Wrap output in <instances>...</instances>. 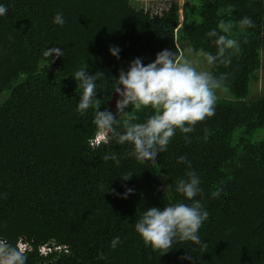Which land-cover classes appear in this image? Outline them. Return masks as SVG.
I'll return each mask as SVG.
<instances>
[{"label": "trees", "instance_id": "obj_1", "mask_svg": "<svg viewBox=\"0 0 264 264\" xmlns=\"http://www.w3.org/2000/svg\"><path fill=\"white\" fill-rule=\"evenodd\" d=\"M199 1L201 20L186 19L192 2L185 0L179 28L190 48L215 55V38L206 34L224 20L233 24L230 36L241 51L228 66L211 65L214 76L227 74L215 115L191 133L177 130L156 163H140L126 155L129 143L89 147L94 109L77 112L82 89L72 75L85 62L88 74L103 72L96 81L101 110L116 113L113 85L121 69L137 57L147 65L164 49L179 55V2L154 12L130 0H0L8 8L0 16V238L29 242L26 264H192L181 259L189 253L195 264H264V94L246 100L263 66L264 0ZM57 13L63 27L53 23ZM244 17L255 27H239ZM110 46L121 49L119 59ZM52 47L64 56H45ZM126 111L137 122L153 114L150 107ZM106 153H116L120 164L104 161ZM180 156L201 179L196 199L210 215L199 235L207 249L184 241L161 255L145 246L135 223L148 207L190 203L176 191L189 170ZM129 173L130 180L120 177ZM126 188L134 193L123 198ZM217 188L223 191L213 197ZM47 244L54 247L42 253ZM100 252L106 259L97 258Z\"/></svg>", "mask_w": 264, "mask_h": 264}, {"label": "clouds", "instance_id": "obj_2", "mask_svg": "<svg viewBox=\"0 0 264 264\" xmlns=\"http://www.w3.org/2000/svg\"><path fill=\"white\" fill-rule=\"evenodd\" d=\"M7 6L0 4V16L6 15ZM63 13L55 14L53 23L65 24ZM181 22V17H180ZM241 28L255 27L250 17H244L238 21ZM217 29L207 32L209 38H215L213 43L217 48L215 55L205 53L208 65L220 63L228 66L231 57L241 51L238 39L232 38L230 33L233 28L231 22L220 20ZM224 33V34H221ZM179 49V45L177 44ZM110 52L119 59L121 49L118 46H110ZM45 56L56 58L64 56L63 50L59 47L47 48ZM87 62L72 76L78 81V87L82 89L77 112L86 113L89 108L94 109L92 123L96 127L95 134L88 140L92 149L107 145L111 140L124 145H133V150L126 153L127 156H134L137 161L144 163L157 162V156L167 150L176 131L183 134L195 130L197 123L215 115V106L218 100L217 90L222 87L227 74L220 77L214 76L206 70H198L193 62L184 58L179 49L177 52L164 49L156 54L154 61L145 65L142 58H135L131 61L127 71L120 70L118 78L115 79L114 92L119 94L120 99L116 102V113L108 108L101 110V99L98 98L96 81L103 72L88 74ZM132 106L137 110L152 108L153 114L145 121L137 122L138 117L126 109ZM205 139L211 135L209 129L205 128ZM186 143H191V138L184 137ZM104 161L112 160L117 165L120 158L116 153L105 154ZM178 163L188 165L186 178L176 181V191L182 194L187 201H177L164 205L161 209L157 206L146 208L140 219L135 223V230L141 235L145 246L151 247L154 252L164 255L173 249L177 242L191 241L207 249V243L203 242L199 230L204 222L208 220L210 213L206 210L201 200L196 199L202 194L201 179L195 170L192 169L191 161L186 156H180ZM133 173L120 176L123 180H130ZM223 191L217 188L212 192L213 197H219ZM114 195H121L115 189L109 191ZM134 193V189L126 188L123 198ZM121 242L117 236L111 241V247L115 249ZM31 244L25 240L17 243H9L6 239L0 238V264H26L28 248ZM51 248L54 247L49 245ZM43 253L49 250L48 244L39 247ZM51 250V249H50ZM98 259H106L103 252L98 254ZM195 264L191 253L182 256Z\"/></svg>", "mask_w": 264, "mask_h": 264}, {"label": "rangeland", "instance_id": "obj_3", "mask_svg": "<svg viewBox=\"0 0 264 264\" xmlns=\"http://www.w3.org/2000/svg\"><path fill=\"white\" fill-rule=\"evenodd\" d=\"M131 4L138 8V9H145L150 11H158L161 12L162 10L166 9L169 6L170 0H130ZM180 5V17L181 22L179 27L177 28V43L179 45V49L181 54L184 58L188 59L189 61L193 62L195 66H197L198 70H206L211 72V65H208L205 59L204 54L206 52H195L190 48L189 41L185 37L183 31H179V28L182 26V23L185 20L186 16V2L185 0H177ZM192 5H187L189 9L187 20L191 21H200L201 14H200V1L198 0H191ZM179 31V32H178ZM263 66L259 70V80L254 81V79L250 83V92L247 96L246 100L250 101L256 99L264 94V52L261 54ZM258 74V71H257ZM225 89L220 88L217 90L218 93H224ZM225 94V93H224ZM264 135V130L263 134ZM258 139V138H257Z\"/></svg>", "mask_w": 264, "mask_h": 264}, {"label": "built area", "instance_id": "obj_4", "mask_svg": "<svg viewBox=\"0 0 264 264\" xmlns=\"http://www.w3.org/2000/svg\"><path fill=\"white\" fill-rule=\"evenodd\" d=\"M48 248H51V247L48 245Z\"/></svg>", "mask_w": 264, "mask_h": 264}]
</instances>
